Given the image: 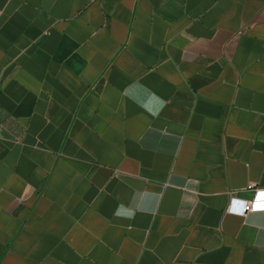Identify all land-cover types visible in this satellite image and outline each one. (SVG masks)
Segmentation results:
<instances>
[{
  "label": "crops",
  "instance_id": "0c3cea01",
  "mask_svg": "<svg viewBox=\"0 0 264 264\" xmlns=\"http://www.w3.org/2000/svg\"><path fill=\"white\" fill-rule=\"evenodd\" d=\"M264 0H0V264H264Z\"/></svg>",
  "mask_w": 264,
  "mask_h": 264
},
{
  "label": "built area",
  "instance_id": "2783aa9c",
  "mask_svg": "<svg viewBox=\"0 0 264 264\" xmlns=\"http://www.w3.org/2000/svg\"><path fill=\"white\" fill-rule=\"evenodd\" d=\"M254 191V199L243 205L241 211L243 216H247L249 213L264 212V190L255 189Z\"/></svg>",
  "mask_w": 264,
  "mask_h": 264
}]
</instances>
